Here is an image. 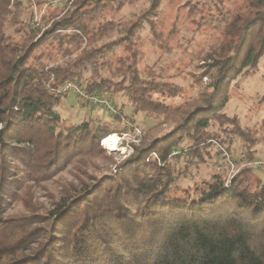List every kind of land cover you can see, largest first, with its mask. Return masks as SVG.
<instances>
[{
    "label": "trees",
    "instance_id": "trees-1",
    "mask_svg": "<svg viewBox=\"0 0 264 264\" xmlns=\"http://www.w3.org/2000/svg\"><path fill=\"white\" fill-rule=\"evenodd\" d=\"M137 1L56 3L36 27L0 0V264H264V173L255 164L228 180L224 168L192 172L213 148L230 151L234 138L248 159L264 144V119L241 125L222 111L234 79L264 57V0H213L208 14L211 0L183 4L196 29L219 32L197 54L204 69L189 73L196 93L184 100V86L140 67L141 33L146 23L157 37L163 0L117 17ZM67 81L85 82L113 106L122 93L130 116L116 109L102 119L90 104L81 120L67 121L54 110L67 94L52 91ZM127 120L140 142L116 162L100 142L126 132ZM99 161L114 171L99 173ZM13 202L21 209L9 211Z\"/></svg>",
    "mask_w": 264,
    "mask_h": 264
},
{
    "label": "rangeland",
    "instance_id": "rangeland-1",
    "mask_svg": "<svg viewBox=\"0 0 264 264\" xmlns=\"http://www.w3.org/2000/svg\"><path fill=\"white\" fill-rule=\"evenodd\" d=\"M204 1L205 0H163L160 7L161 12L157 18L156 24V31L158 33L157 37H154L151 31L148 30V24L146 23L141 33L142 43H140V48L144 52V56L140 63V67H142V69H147V67L152 66V68L156 69L158 73L163 75L162 77H168L170 80H174L184 86V96L180 98L181 100L187 99L188 96L196 93V91L188 88L191 83V76L189 73H201L204 67H202V61L197 57V54L201 50H206L219 35L217 28L212 25H205L204 27L196 29L191 17L188 16L187 5H183L186 4V2H189L190 4L198 2V4L202 5ZM225 1L228 5H231L232 1L239 2L240 0ZM15 2L16 0H10V7L17 13L20 21L35 23L36 27L42 26V16L54 6L48 4V2L43 5H39L36 0H20L21 3L16 8ZM205 3L203 13L208 14L216 11L213 0L206 1ZM147 4L148 0H138L133 4L126 5L119 13H117V17L129 19ZM176 14L178 16V20L175 21ZM9 31H12V26L9 28ZM210 80L211 78L209 76H205L202 81L207 83ZM77 83L85 87V82ZM263 92L264 57L260 60L256 68L249 72V74L234 79L231 97L222 111L228 115H237L241 121V125H252L259 122L261 119H264V99H261ZM66 94L67 96L64 97L62 103L55 106L54 110L60 117L66 119L67 121L76 122L81 120L88 112L90 108L89 105L91 103L79 101L72 92H68ZM99 96L101 98H105L111 105H113L112 101L107 97L100 94ZM115 103L117 106H114V110L118 109L124 114V116H130L132 106L125 95L118 93L115 97ZM94 105L95 106L91 111L92 114L98 115L102 119L110 120V113H114L112 110L104 105ZM142 115L143 114L137 118V123H140ZM155 123L156 121L151 117L146 119V125L152 126ZM170 126V123H165L161 129L156 130L154 133L159 134L164 129H168ZM132 134L133 133L130 132V137H132ZM101 142L100 144L102 145ZM220 147L221 153L215 152V148H213L211 156L206 157L205 162L201 163L198 168L192 169L195 176H204L210 172L212 168L219 167L226 170L228 180V178L231 177L238 169L244 166H251L254 164V161H260L262 163L260 166H254L256 168V172L260 174V176H263L264 144H258L254 147L256 153L253 159H248L246 157L244 146L238 138H234L230 151H226L229 153L228 157H225L222 152L223 149L226 150V148L222 146ZM103 148L107 151V153L112 154L114 161H120L119 158L122 156L121 151L109 152L104 146ZM118 149L120 150L121 147H118ZM229 161L232 163L230 164ZM114 167V163L99 161L98 172H113L115 169ZM48 187L50 190H53L54 188L51 184H49ZM43 192V190L37 187L35 188V195L37 199L46 203L47 201ZM18 209H21V205L17 202L11 203L8 207L9 211Z\"/></svg>",
    "mask_w": 264,
    "mask_h": 264
},
{
    "label": "built area",
    "instance_id": "built-area-1",
    "mask_svg": "<svg viewBox=\"0 0 264 264\" xmlns=\"http://www.w3.org/2000/svg\"><path fill=\"white\" fill-rule=\"evenodd\" d=\"M74 0H49L48 4L50 5H55L56 3H60L62 4V6H64L65 8L69 7L71 5V3ZM52 91H56L58 93H68V92H72L76 98L84 103H91V104H99V105H104L105 107L109 108L110 110H112L113 112H115L116 110H114V106L111 105L105 98H101L99 96L98 93L96 92H88L81 84H78L75 81H67L66 83H64L61 87L58 88H52ZM126 127L129 129V131L127 130L126 132H122V133H113V135L116 136V148L115 149H110L108 147L107 144H104L103 141L109 137H105L102 139V145L109 151H121V158H119V160L123 159L125 156L129 155L132 151V143L135 144H139L140 142V138H141V132L139 130L138 127L134 126L133 124H131L128 120L125 122ZM130 132H132V137H130ZM118 147H121V149L123 150H119ZM225 157H228V153L226 152V150L223 149L222 151ZM152 156H156L154 153L152 154ZM229 163L231 164L232 162L229 161ZM255 165H259L262 164L260 161H254L253 162Z\"/></svg>",
    "mask_w": 264,
    "mask_h": 264
},
{
    "label": "bare ground",
    "instance_id": "bare-ground-1",
    "mask_svg": "<svg viewBox=\"0 0 264 264\" xmlns=\"http://www.w3.org/2000/svg\"><path fill=\"white\" fill-rule=\"evenodd\" d=\"M113 134H111L109 137H107L104 141H103V143L104 144H107L108 145V147L110 148V149H114V148H116L115 146H116V141H117V139H116V136L115 135H113ZM112 136V137H111ZM114 145V146H113Z\"/></svg>",
    "mask_w": 264,
    "mask_h": 264
}]
</instances>
